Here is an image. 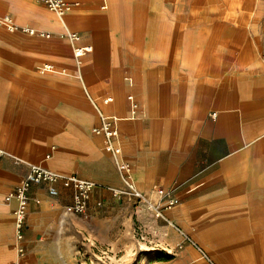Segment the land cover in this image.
I'll list each match as a JSON object with an SVG mask.
<instances>
[{
    "label": "crops",
    "instance_id": "crops-1",
    "mask_svg": "<svg viewBox=\"0 0 264 264\" xmlns=\"http://www.w3.org/2000/svg\"><path fill=\"white\" fill-rule=\"evenodd\" d=\"M76 1L0 0V264H79L78 239L128 229L138 264H264V0ZM120 161L149 201L177 200L165 219L113 196ZM31 164L100 186L76 215L72 187L33 185L19 239L6 197Z\"/></svg>",
    "mask_w": 264,
    "mask_h": 264
},
{
    "label": "built area",
    "instance_id": "built-area-1",
    "mask_svg": "<svg viewBox=\"0 0 264 264\" xmlns=\"http://www.w3.org/2000/svg\"><path fill=\"white\" fill-rule=\"evenodd\" d=\"M46 7L55 12L58 15H63L68 9L73 5L78 4L76 0H43ZM9 22V19H7ZM30 34H34L33 29H22ZM75 37V35L73 36ZM91 47H78L74 50L76 57H81L86 52H89ZM44 71L54 70L52 65H47ZM96 133H101L105 137V150L114 156H119L120 149L117 144L119 130L116 126V119L113 118H102V125L95 130ZM118 169L122 177L123 183L125 185L124 189H111L113 196L128 197L137 203L145 202L149 209H151L156 218L165 219L164 212L166 209L172 208L176 203V199H169L161 204H154L147 199L145 193L141 192L131 179L132 176V166L126 161H120L118 163ZM62 182L66 187L73 188V201L71 204L65 207L66 213L83 215L86 214L89 209V202L91 194L94 189L98 186L92 180H87L78 177L77 175L61 176L54 171L49 170L38 164H31L29 173L26 178L21 181L15 188L14 191L9 193L6 197L7 201L15 198L18 201L17 207L14 210V220L16 226L17 237L21 239L23 237L22 228L26 222V217L28 213V207L32 200L36 203H40V200L33 197L30 193L33 185H40L43 183L49 184L48 192L50 195H58V190L55 188L54 184ZM158 193L165 196L163 189L159 188ZM103 203L101 201L97 202V206L101 207ZM24 253V249L20 250V254ZM14 264H21L16 262Z\"/></svg>",
    "mask_w": 264,
    "mask_h": 264
},
{
    "label": "rangeland",
    "instance_id": "rangeland-1",
    "mask_svg": "<svg viewBox=\"0 0 264 264\" xmlns=\"http://www.w3.org/2000/svg\"><path fill=\"white\" fill-rule=\"evenodd\" d=\"M128 233L130 235H122L125 239L120 244L115 240L116 235H111V233L106 234L103 242L89 241L85 238L78 239L79 264H138L137 259L144 253L141 251L146 249V246L144 240H138L129 229ZM131 247L134 250L130 249ZM127 255L130 256L127 258Z\"/></svg>",
    "mask_w": 264,
    "mask_h": 264
},
{
    "label": "bare ground",
    "instance_id": "bare-ground-1",
    "mask_svg": "<svg viewBox=\"0 0 264 264\" xmlns=\"http://www.w3.org/2000/svg\"><path fill=\"white\" fill-rule=\"evenodd\" d=\"M256 248V247H255Z\"/></svg>",
    "mask_w": 264,
    "mask_h": 264
}]
</instances>
